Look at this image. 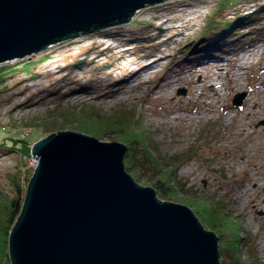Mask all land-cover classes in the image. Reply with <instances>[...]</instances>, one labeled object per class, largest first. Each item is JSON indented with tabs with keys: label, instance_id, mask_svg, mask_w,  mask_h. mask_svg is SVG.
Segmentation results:
<instances>
[{
	"label": "rangeland",
	"instance_id": "obj_1",
	"mask_svg": "<svg viewBox=\"0 0 264 264\" xmlns=\"http://www.w3.org/2000/svg\"><path fill=\"white\" fill-rule=\"evenodd\" d=\"M216 11L218 19L255 13L254 22L264 25V0H164L124 22L0 63V141L24 145L0 147L2 195L13 194L17 178L26 192L37 164L33 144L50 132H84L80 126L88 121L90 129L101 131L102 118L120 121L124 115L131 126L128 118L135 114L153 152L176 158L173 201L188 204V191L215 200L240 223L243 258L252 250L257 264H264V26L257 38L232 51L166 69L180 61ZM213 82L218 94L210 89ZM98 138L122 141L111 134ZM152 172L144 170L138 182L148 184Z\"/></svg>",
	"mask_w": 264,
	"mask_h": 264
},
{
	"label": "water",
	"instance_id": "obj_2",
	"mask_svg": "<svg viewBox=\"0 0 264 264\" xmlns=\"http://www.w3.org/2000/svg\"><path fill=\"white\" fill-rule=\"evenodd\" d=\"M162 1L0 0V63ZM126 150L122 141L69 128L37 140L9 235L11 264H221L215 231L189 205L139 183L126 169Z\"/></svg>",
	"mask_w": 264,
	"mask_h": 264
},
{
	"label": "trees",
	"instance_id": "obj_3",
	"mask_svg": "<svg viewBox=\"0 0 264 264\" xmlns=\"http://www.w3.org/2000/svg\"><path fill=\"white\" fill-rule=\"evenodd\" d=\"M217 11L209 17L207 25L204 27L205 29L193 37L192 41H189L191 43L190 47H186L184 56L180 58V61L176 59L173 63H170L166 68L167 70L172 69L174 65L182 60L196 63L208 59L213 55L225 54L228 51H232L238 45H242V43L251 42L260 35L259 32H262L261 30L264 25L254 22L258 18V15L255 13L238 15L233 19H218ZM246 23H248L247 26H250L249 31H247L248 29H244L245 25L242 26ZM123 117L122 120L125 119V115ZM131 117V121L130 116L128 118L131 126H127L126 122L122 120L118 121L115 118L111 120L110 118L106 119L108 122L102 118L103 121H99L101 131L90 129L89 121L81 125L80 128L84 132L98 137L111 134L114 138L122 140L127 145L124 156L125 166L135 179L140 181L143 178V171L152 168L153 176L148 180V185L155 188L160 198L177 200V192L172 184L174 170L177 166L175 156L172 157L175 159L170 161L168 157L154 153L151 141H149L147 136V130L135 114ZM13 140L11 141L6 138L8 143L5 140L0 141V147H7L9 150L24 149L23 143L15 139ZM153 149L157 151L156 148L153 147ZM183 187L181 188L184 189ZM25 194L26 192L19 178L14 181V192L12 195H2L0 190V207L2 208V214L0 215V264H11L9 235L21 212ZM187 195H190L191 199L186 197L183 201L188 203L187 205L193 209L198 219L206 228L214 230L218 235L219 254L220 257H225V259L229 260L227 264H257L255 260L256 255L253 256L252 250L247 259L243 258L238 245L242 240L240 223L234 220L232 215L224 211L222 212L214 204L215 200L211 202L203 197L201 193L188 191Z\"/></svg>",
	"mask_w": 264,
	"mask_h": 264
},
{
	"label": "bare ground",
	"instance_id": "obj_4",
	"mask_svg": "<svg viewBox=\"0 0 264 264\" xmlns=\"http://www.w3.org/2000/svg\"><path fill=\"white\" fill-rule=\"evenodd\" d=\"M103 42H104V41H103ZM104 43H105V42H104ZM97 52H100V48H99V49L97 48ZM248 60H249L248 57H246L245 59H243L242 64L246 63ZM216 66H220V67L223 66V68H225V66H224L222 63H216ZM202 80H203V79H202ZM260 84H261V85H264V80H261V81L259 82V85H260ZM210 89H211V90H214L215 93L218 94V88H217L216 82H213V83L210 84ZM252 105H253V107L257 105V102H256V101H253V99H252ZM250 113H251V112H250ZM35 159H36V161H37V158H36V157H35Z\"/></svg>",
	"mask_w": 264,
	"mask_h": 264
}]
</instances>
